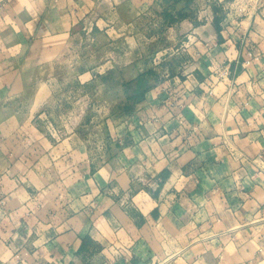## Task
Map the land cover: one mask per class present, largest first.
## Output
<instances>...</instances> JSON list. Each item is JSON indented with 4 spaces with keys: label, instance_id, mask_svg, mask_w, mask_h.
<instances>
[{
    "label": "crops",
    "instance_id": "obj_1",
    "mask_svg": "<svg viewBox=\"0 0 264 264\" xmlns=\"http://www.w3.org/2000/svg\"><path fill=\"white\" fill-rule=\"evenodd\" d=\"M183 1L0 0V264H264V0Z\"/></svg>",
    "mask_w": 264,
    "mask_h": 264
},
{
    "label": "rangeland",
    "instance_id": "obj_2",
    "mask_svg": "<svg viewBox=\"0 0 264 264\" xmlns=\"http://www.w3.org/2000/svg\"><path fill=\"white\" fill-rule=\"evenodd\" d=\"M191 1L192 0H184L183 1L185 7H187L188 9L190 8L189 5H192ZM209 3H210L209 0H195L193 5H195L197 7V9L204 10ZM213 10H214V12H213L212 16H211V13H208V15H203L202 19L200 21L204 22V21H206L207 18H209L210 21H212L215 24H217V22L220 20L219 19L220 15H216L215 12L218 11L217 9L213 8ZM215 10H217V11H215ZM185 13H188V12H185ZM192 16H195V14L192 15ZM165 18H167V17H165ZM149 22L151 24L155 25V26H151V30L150 31H154V30L158 31L157 28L155 29V27H158L156 25L160 21L157 20L155 17H153L152 19H150ZM160 34H161V32H160ZM183 37H184V35H182L180 38H183ZM147 49L153 50L154 49V45L151 43L150 45H148ZM153 52L151 53L152 56H154L156 54L155 50ZM62 72L66 73V70L63 68ZM78 86H82V87L78 88ZM94 88H95V84L94 83H85L84 85H78L76 80H72V78H70V80L68 82V85H67L68 92L61 98V102H63L64 105L69 106L70 108L75 107V109H77L79 104L81 105L82 103H88L90 101L92 102V100L94 99L93 96L95 94ZM78 89H80V93L78 92ZM98 93L100 95H102V96L109 95L105 91L98 92ZM75 112H76V110H75ZM102 115H103V113H99L98 110H94L93 109V105L92 104L89 107L86 108L85 117H86L87 121L88 120L91 121L93 118L99 117V116H102ZM82 128L84 129V132H85V134L87 136L90 135V136L93 137V136H95L94 133H96L95 137L96 138H101V129H100L101 127H99V126H89L88 124H86V126H84Z\"/></svg>",
    "mask_w": 264,
    "mask_h": 264
},
{
    "label": "built area",
    "instance_id": "obj_3",
    "mask_svg": "<svg viewBox=\"0 0 264 264\" xmlns=\"http://www.w3.org/2000/svg\"><path fill=\"white\" fill-rule=\"evenodd\" d=\"M222 10L226 11L225 18L228 20L229 15L228 12L230 10L235 11V14L237 16H240L246 11V7H249L252 5V2L250 0H215ZM224 69L221 68L218 71H216L217 78L223 77Z\"/></svg>",
    "mask_w": 264,
    "mask_h": 264
},
{
    "label": "clouds",
    "instance_id": "obj_4",
    "mask_svg": "<svg viewBox=\"0 0 264 264\" xmlns=\"http://www.w3.org/2000/svg\"><path fill=\"white\" fill-rule=\"evenodd\" d=\"M20 6L21 7H29L31 8L32 6L28 3V0H20ZM10 22V21H9Z\"/></svg>",
    "mask_w": 264,
    "mask_h": 264
},
{
    "label": "trees",
    "instance_id": "obj_5",
    "mask_svg": "<svg viewBox=\"0 0 264 264\" xmlns=\"http://www.w3.org/2000/svg\"><path fill=\"white\" fill-rule=\"evenodd\" d=\"M184 14H182L181 16H183Z\"/></svg>",
    "mask_w": 264,
    "mask_h": 264
}]
</instances>
